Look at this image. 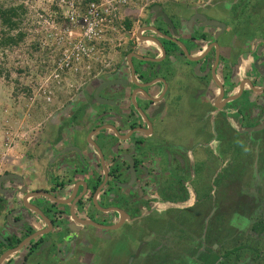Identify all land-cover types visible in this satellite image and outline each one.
Instances as JSON below:
<instances>
[{"label":"flooded vegetation","instance_id":"flooded-vegetation-1","mask_svg":"<svg viewBox=\"0 0 264 264\" xmlns=\"http://www.w3.org/2000/svg\"><path fill=\"white\" fill-rule=\"evenodd\" d=\"M198 1L175 3L182 7L162 11L165 21L150 9L132 50L125 37L121 56L61 72L49 103L29 98L28 123L42 118L43 130L27 161H12L0 174V256L12 241L19 240L16 248L43 235L3 264H18L17 257L25 264L107 263L111 253L96 247L134 236V224L168 230L203 209L196 194L208 187L210 156L219 159L220 144L264 128V0H232V11H223V1ZM27 196L49 225L37 210L23 214Z\"/></svg>","mask_w":264,"mask_h":264},{"label":"rangeland","instance_id":"rangeland-1","mask_svg":"<svg viewBox=\"0 0 264 264\" xmlns=\"http://www.w3.org/2000/svg\"><path fill=\"white\" fill-rule=\"evenodd\" d=\"M67 2L75 4L83 0H0L1 6H23L19 29L25 33L24 41L18 46L0 50V174L12 169V161H27V150L36 144L43 130L42 118L28 123L32 114L29 98H36L42 105L49 103L48 97L59 93L58 79L53 73L61 53L56 40L64 23ZM164 5L162 11L182 7L175 3ZM78 6L84 9L86 5ZM136 7L129 9L136 11ZM230 7H223V11H232ZM132 11L119 9L114 24L116 32L109 30L104 37V49L98 54L101 61L125 53V31L133 34L145 14ZM125 22L131 23L130 29L125 27ZM33 45L37 48L33 49ZM41 105L36 111L39 114L44 111ZM231 125L240 131L237 120L232 119ZM209 130L214 135L213 127ZM246 139L239 137L226 145L223 142L221 157L210 156L209 166L214 170L208 176V187L196 194L197 199H203L200 202L203 209L194 208L188 216L191 219L185 217L182 221V218L179 224L169 227L170 235L163 224L156 228L152 225L148 230L147 225L134 224L129 228L134 236L126 235L125 240L119 237L117 245L96 247L107 251L106 255L111 253L107 263L98 264H200L199 257L205 252L223 259L231 251H235L231 254V264H264V128L248 134ZM213 146L217 152L218 144ZM216 169L220 171L214 174ZM191 197L193 203L196 197L193 193ZM209 212L211 215L207 216ZM258 221H261L260 229L254 230Z\"/></svg>","mask_w":264,"mask_h":264},{"label":"built area","instance_id":"built-area-1","mask_svg":"<svg viewBox=\"0 0 264 264\" xmlns=\"http://www.w3.org/2000/svg\"><path fill=\"white\" fill-rule=\"evenodd\" d=\"M198 2V0H103L98 3L89 2L84 9L67 2L66 11L63 13L64 23L56 40L61 53L55 68L57 73H53L54 78L58 79L63 71L77 74L82 65L87 64L88 69L89 63L101 61L98 54L104 49L106 44L104 37L109 30L116 32L114 24L119 9L125 8V11L129 12L133 10L129 8L137 6L136 11L132 12L141 15L153 6H163L167 3L196 5ZM131 13L127 15L128 18ZM131 32L127 30L125 35L126 38L133 40L134 33Z\"/></svg>","mask_w":264,"mask_h":264},{"label":"trees","instance_id":"trees-1","mask_svg":"<svg viewBox=\"0 0 264 264\" xmlns=\"http://www.w3.org/2000/svg\"><path fill=\"white\" fill-rule=\"evenodd\" d=\"M96 2L97 0H83V3H75L76 5L81 4L82 6L86 5L89 2ZM24 11L22 5H9L1 6L0 5V50L9 49L14 46H18L21 42L24 41L25 33L19 29L20 25V16ZM22 12V13H21ZM125 27L127 29L131 28V23L125 22ZM32 48H37L35 45ZM29 91V89H28ZM254 230L260 229V226L255 224L253 227ZM19 243L15 241L12 244H8L7 247H4L5 250L15 247ZM211 252V250H207ZM235 251L227 252L223 255V259L219 256H208L207 252L201 254L199 257L200 264H231V254ZM207 253V254H206ZM1 254V252H0ZM153 256V254H152ZM154 258V257H153ZM235 264V263H234Z\"/></svg>","mask_w":264,"mask_h":264},{"label":"water","instance_id":"water-1","mask_svg":"<svg viewBox=\"0 0 264 264\" xmlns=\"http://www.w3.org/2000/svg\"><path fill=\"white\" fill-rule=\"evenodd\" d=\"M150 13H155V15H159V14H161V16H162V18L164 19V21H165V17L163 16V14H162V7L161 6H153L152 8H151V10H150ZM167 23H168V21H166ZM141 34V31H138V35H140ZM165 38V37H164ZM161 46V45H160ZM164 50V49H163ZM165 52V51H164ZM150 102V101H149ZM10 177H13V176H7L6 177V179L7 178H10ZM15 177V176H14ZM1 181H2V179H0V183H1ZM46 198H48L50 201H53L54 203H57L58 204V200L52 195H44ZM27 198H28V196L24 199V207H25V209L23 210V214L24 215H28V212H29V210H30V207H28L26 204H25V202L27 201ZM192 203V202H191ZM32 210V209H31ZM37 210V212L39 213L38 215L42 218V220L43 221H46V224L47 225H49L50 224V220L48 219V215H46V214H44L43 212H41L39 209H36ZM121 225H122V223H118L117 225H114L113 227H112V229H117V228H119V227H121ZM41 235H43V233H37V234H35V235H33V236H31L30 238H28V239H26V240H24L23 242H21L20 244H19V246L18 247H16V248H10V249H8L7 251H5L1 256H0V264H3L5 261H6V259L8 258V257H10V256H13L14 254H16L17 252H19L20 250H21V248H23L28 242H30L31 240H33L35 237H37V236H41ZM4 242V241H3ZM6 244V242H4V245ZM6 246H8V245H6ZM17 263L18 264H25L24 263V261H20V259H19V257H17ZM15 261V260H14Z\"/></svg>","mask_w":264,"mask_h":264},{"label":"crops","instance_id":"crops-1","mask_svg":"<svg viewBox=\"0 0 264 264\" xmlns=\"http://www.w3.org/2000/svg\"><path fill=\"white\" fill-rule=\"evenodd\" d=\"M220 1H223L224 2V4H226V5H228V3L230 2V1H232V0H219V2ZM210 2H211V0H210ZM222 3V2H221ZM225 5V6H226ZM188 6H191V7H193V6H195V5H188ZM212 11H215V10H212ZM136 26V25H135ZM138 28V26L136 27V29ZM139 39H141V41L142 42H147L148 44H149V39L147 38V37H145V38H143L141 35H140V37H139ZM130 40V39H129ZM131 41V40H130ZM131 44H133L132 43V41L130 42ZM131 44H130V50H132V48L134 47V45H133V47H131ZM242 45V44H241ZM149 46H150V44H149ZM251 59V58H250ZM250 59H249V61H250ZM247 60H245V62H246ZM193 115V114H192ZM185 118H186V116H185ZM198 118L199 117H193V116H191V117H189L188 118V120H190L191 122H195L196 123V121L198 122ZM187 119V118H186ZM185 120V119H184ZM192 124H194V123H192ZM195 125H197V124H195ZM73 189V195H74V193H76V187H73V188H71L70 190H72ZM72 196V195H71ZM25 204L28 206V207H30L29 206V203H28V200L25 202ZM32 209V210H31ZM30 210L31 211H33V212H35L36 213V209H34L33 207H30ZM31 225L33 226V227H42L41 226V222L39 221L38 223H36L35 224V220L34 221H32L31 222Z\"/></svg>","mask_w":264,"mask_h":264}]
</instances>
